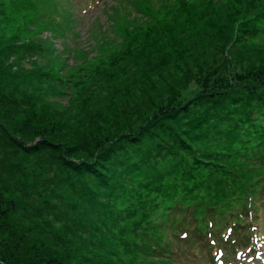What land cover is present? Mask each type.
<instances>
[{"label":"rangeland","instance_id":"1","mask_svg":"<svg viewBox=\"0 0 264 264\" xmlns=\"http://www.w3.org/2000/svg\"><path fill=\"white\" fill-rule=\"evenodd\" d=\"M52 1L72 15L60 25L40 15L45 0H0V51L27 75L12 120L49 119L75 161L111 152L104 184L75 178L56 199L42 171L35 206L84 264H164L153 238L168 241L181 210L207 199L194 190L208 163L264 142V0H103L86 14L83 0Z\"/></svg>","mask_w":264,"mask_h":264},{"label":"trees","instance_id":"2","mask_svg":"<svg viewBox=\"0 0 264 264\" xmlns=\"http://www.w3.org/2000/svg\"><path fill=\"white\" fill-rule=\"evenodd\" d=\"M45 1L46 9L40 13L43 19H46V15L64 16L66 13L65 17L59 16L56 20L60 25L68 16H72L60 4L52 0ZM54 19L51 18V21ZM10 61L3 58L0 51V261L4 264H84L86 259L81 256V249L65 236L66 231L62 233L58 230V223L48 218L40 206H35L33 196L37 191L34 190L40 184L43 185L45 180H49H43L41 174L49 168L54 173L48 183L54 186L51 196L55 199L58 198L55 192L65 183L75 189V178L77 181L81 178L98 181L99 183L92 185L94 188L104 184L106 176L100 170L104 169V162L108 160L111 151L101 150L98 156L93 157L88 150L86 154L90 160L83 158L75 161L71 156L74 157L80 149L70 147L67 143L62 144L57 138V127L53 122L50 123L49 119L40 118V121L36 122L20 120L24 127H18L12 119L21 112L17 109L21 106L17 92L27 75L18 74ZM17 134L21 135L20 140ZM28 137L32 143L25 142ZM261 139L264 140V137ZM236 151L229 161L224 156L223 161L216 159L208 163L215 167L205 181L208 187L201 189L196 184L198 189L194 191H206L209 198L205 196L207 199H201L190 209L189 205L185 207L181 210L179 219H192L195 225L203 224L209 216L232 214L236 206L245 210L249 198L256 201L259 196H264V142L252 146L249 151ZM56 152H60L59 155ZM249 153L251 158L248 157ZM28 157L35 160L34 164L29 163ZM44 158L46 160H43ZM261 170L262 175L259 174ZM65 172H71L72 176L67 173V177H64ZM227 176H230L231 181H227ZM88 188L89 186L84 184L81 190L93 197L95 193ZM179 197L175 193L169 194L167 201ZM195 198L196 196H193V199ZM42 203L49 205L48 201L43 200ZM174 204L181 208L183 202L176 200ZM175 215L177 212L171 214ZM146 220L144 218V222ZM156 237V240L153 238L152 246L159 250L157 257L164 264H181L173 261L172 253L164 247L163 239L158 235ZM151 251L154 253V249Z\"/></svg>","mask_w":264,"mask_h":264},{"label":"water","instance_id":"3","mask_svg":"<svg viewBox=\"0 0 264 264\" xmlns=\"http://www.w3.org/2000/svg\"><path fill=\"white\" fill-rule=\"evenodd\" d=\"M0 264H4V263H2V262L0 261Z\"/></svg>","mask_w":264,"mask_h":264},{"label":"snow or ice","instance_id":"4","mask_svg":"<svg viewBox=\"0 0 264 264\" xmlns=\"http://www.w3.org/2000/svg\"><path fill=\"white\" fill-rule=\"evenodd\" d=\"M249 215H251V214H249ZM213 243H214V241H213Z\"/></svg>","mask_w":264,"mask_h":264}]
</instances>
